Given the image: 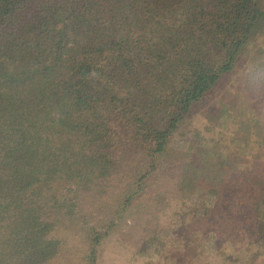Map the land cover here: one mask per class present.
I'll return each mask as SVG.
<instances>
[{"label": "trees", "instance_id": "obj_1", "mask_svg": "<svg viewBox=\"0 0 264 264\" xmlns=\"http://www.w3.org/2000/svg\"><path fill=\"white\" fill-rule=\"evenodd\" d=\"M255 41L264 0H0V264H99L169 164L214 244L264 241V47L229 148L210 123L169 163Z\"/></svg>", "mask_w": 264, "mask_h": 264}, {"label": "rangeland", "instance_id": "obj_2", "mask_svg": "<svg viewBox=\"0 0 264 264\" xmlns=\"http://www.w3.org/2000/svg\"><path fill=\"white\" fill-rule=\"evenodd\" d=\"M258 47H264V41L253 42L243 55L242 63L246 65L225 77L214 94L195 108L185 124L188 132L184 137L177 136L172 146L169 163L181 158L185 137L194 134H199L201 140L204 136L218 137L213 131L207 134L210 123L216 126V131L224 133L223 143L229 148L234 127L251 116L258 105L256 94L244 86L248 71L254 68L251 62ZM221 111L227 114L222 116ZM253 149L251 154L255 155ZM169 165L150 179L144 197L131 210L133 215L128 214L125 222L113 230L100 252L99 264H264L263 240L251 242L246 238L238 245L220 241L214 244L213 231L204 224L192 226L195 221L188 214L183 216L182 201L174 195L177 166Z\"/></svg>", "mask_w": 264, "mask_h": 264}]
</instances>
